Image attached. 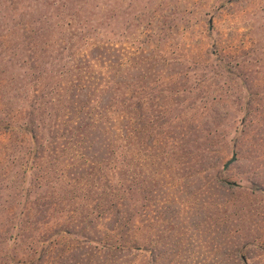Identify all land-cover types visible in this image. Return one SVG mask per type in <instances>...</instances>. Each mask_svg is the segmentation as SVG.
I'll list each match as a JSON object with an SVG mask.
<instances>
[{
  "label": "trees",
  "instance_id": "1",
  "mask_svg": "<svg viewBox=\"0 0 264 264\" xmlns=\"http://www.w3.org/2000/svg\"><path fill=\"white\" fill-rule=\"evenodd\" d=\"M115 5L0 0V264H115L120 255L142 254L149 246L145 207L154 206L145 202L146 185L160 171L172 177L175 163L200 181L221 167L231 104L243 112L230 140L237 160L246 152L264 156V85L251 83L264 73H245L246 60L218 50L205 73L225 82L206 91L200 80L195 91L213 94L211 104L196 105L192 96L178 115L172 89L161 101L165 78L147 81L146 73L169 63L163 53L143 58L148 69L137 76L122 74ZM230 73L238 84L225 90ZM147 101L165 107L147 115ZM215 104L227 106L224 115H215ZM146 159L155 169L134 175ZM220 186L234 190L220 208L237 226L263 203L256 195L264 190Z\"/></svg>",
  "mask_w": 264,
  "mask_h": 264
},
{
  "label": "rangeland",
  "instance_id": "2",
  "mask_svg": "<svg viewBox=\"0 0 264 264\" xmlns=\"http://www.w3.org/2000/svg\"><path fill=\"white\" fill-rule=\"evenodd\" d=\"M115 7L117 18L113 30L122 74L129 69L132 77L137 76L141 70L148 69L140 62L143 58L154 51L163 53L169 63L146 73L147 81L154 85L157 76L165 78L161 83L167 86L159 84L165 90V99L161 101H168V91L172 89L178 115H184L192 96L196 105L211 104L213 94L206 96L195 91L200 80L206 91L225 82L213 72L205 73L209 62L219 59L215 56L218 50L224 48L226 52L236 53L238 61L246 60L242 66L245 73H264V0H116ZM135 63L138 68L134 67ZM178 73L183 74L174 83L171 78ZM253 77L252 85H264L263 76L255 73ZM227 78L225 90L231 84H238L233 74ZM177 88L183 91L177 93ZM163 102L147 101L144 105L147 115H157L160 106L165 107ZM213 107L219 116L224 115L227 106ZM241 117L243 112L231 104L226 126L229 138L220 155L222 165L214 174L196 180V175L189 178L175 163L170 167L172 177L160 171L162 175L146 185L145 202L154 200L153 207L148 203L145 207L149 246L142 254L127 258L120 255L115 264H264V196L256 195L263 203L256 211L245 212L239 226L220 208V203L234 193L231 188L218 190V186L225 187L227 182L264 190V156L257 160L246 152L237 160L238 147L230 142ZM136 141L135 138V144ZM210 149L209 144L207 150ZM234 155L235 161L225 168ZM142 167L146 175L155 169L146 159L143 165L136 163L134 175ZM153 185H158L160 203H156L158 194ZM141 203L140 198L135 205L139 207ZM161 203L163 207L158 209Z\"/></svg>",
  "mask_w": 264,
  "mask_h": 264
},
{
  "label": "water",
  "instance_id": "3",
  "mask_svg": "<svg viewBox=\"0 0 264 264\" xmlns=\"http://www.w3.org/2000/svg\"><path fill=\"white\" fill-rule=\"evenodd\" d=\"M236 159V156L234 155L233 158L226 164L225 168H228Z\"/></svg>",
  "mask_w": 264,
  "mask_h": 264
}]
</instances>
